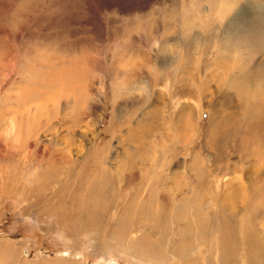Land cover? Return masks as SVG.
<instances>
[{"label": "rangeland", "instance_id": "374dc122", "mask_svg": "<svg viewBox=\"0 0 264 264\" xmlns=\"http://www.w3.org/2000/svg\"><path fill=\"white\" fill-rule=\"evenodd\" d=\"M225 59L237 63L236 88L217 78ZM263 65L264 0H0V247L14 251L1 247L0 264H155L120 250L110 223L72 226L86 188L100 166L109 180L123 164L114 190L98 180L100 205L114 195L107 218L131 198L140 214L150 191L166 211L206 183L225 193L258 165L244 137L264 143V116L251 130L225 113L240 107L235 89L264 90ZM243 70L250 80L235 77ZM252 101L264 107V96ZM250 112L248 122L262 113ZM140 145L161 164L134 166ZM172 227L166 260L193 261L195 247L168 255L182 243ZM144 237L156 238L147 227L126 235L137 251Z\"/></svg>", "mask_w": 264, "mask_h": 264}, {"label": "bare ground", "instance_id": "6f19581e", "mask_svg": "<svg viewBox=\"0 0 264 264\" xmlns=\"http://www.w3.org/2000/svg\"><path fill=\"white\" fill-rule=\"evenodd\" d=\"M213 22L214 21L211 20L210 23L209 22L207 23L206 26H209L207 27V29L211 28ZM186 35L188 36L184 40L188 49V47L190 46L189 44L190 39H188L189 34ZM262 63L263 62H261L260 64L262 65ZM221 65L223 71L220 72V74L218 75L217 77L218 80L221 82H229L228 85L229 84L230 85L228 88H233V86L236 88L237 87L236 85L239 80L227 79L228 74H234V69L237 68L236 61L225 59L221 63ZM255 75L264 77L263 68H261L260 72L256 71ZM235 77H243L246 78V80H250L252 75L249 76V74H247V72H244L243 70V72L240 73L238 72V74ZM263 88H264V84H263ZM235 90H237L236 97L238 99L236 100H239L240 107L235 112V114L228 115L227 114L228 112L225 114L229 118H232L234 116L236 117L237 114V118H235V121H239L236 119H239L241 117L247 128L250 127L251 130H255V128L261 123L259 122V119L262 118V116H264V107H260L258 106L259 104H254V103H251L252 104L251 105L250 102H253L252 100L256 101L257 98L261 100V97L263 98L264 96V90L262 92L255 93L254 91H249L246 87H243L242 95L240 93V90L238 89ZM256 108H259L260 111L262 112L261 116L259 113L254 112L256 116L258 115L257 118L253 119L254 121L251 120L248 122L247 121L248 118L246 120V115H249V112L255 110ZM243 129L245 130V128ZM250 136L251 134H249V132L246 133V136L244 137V141H245L244 146L248 145L247 148L248 149L250 148L248 151L255 154V156L257 157L256 160L258 161V165L255 167V169L253 170L249 169V171L247 172L240 170V172H242V175H245L246 180L244 179V177H240V176L236 177L235 179H233V181H230L231 183L229 182L226 184L228 190L226 189L225 193L214 192L215 188L220 185L219 184L220 182L217 183L219 184L217 186H215V184L212 185L211 183H206L204 185L203 191L201 192L195 191L194 193H192V195L186 198H182L179 202L174 203L173 200V202L170 205L167 204V207L170 209V211L164 210L162 203H160L162 208H158L157 205L159 203H156L157 200L154 199L156 193L151 194L150 191L149 194L147 195L148 197H145L144 199L139 198L140 203L138 207L140 209V214H135L132 212V208L135 205L131 203V199H132L131 198L129 202H126L128 204V207L120 208L121 212L119 213V216L117 218H113V217L107 218V212H105L108 210L107 200H110L112 202V198L114 195L109 196V198L106 201L104 200L106 206L104 205V203L100 205L99 203L101 202V200L98 191L100 190V188H101L100 192L102 191L106 193L107 191L105 190L106 188L104 189L105 191L102 190L103 188L101 187V182L98 180L99 179L104 180L105 178L106 182L108 181V183L109 180H111V182L109 183L110 186L108 188L114 190V188H117L116 185H118V182L120 180L119 179L120 175L118 174L119 176L118 177L119 180H118L117 178H115L116 175H114L113 171L117 170L119 173H121L120 168L123 164L122 165L120 164V168L115 167L113 169L111 173L112 174L111 178L109 180L107 179L106 169L103 166H100L97 176L95 177V179L91 181L89 187H87L85 190L84 202H81L82 203L81 207L85 211L84 212L85 215L81 218V220L80 217L77 218L75 220L77 224H74L72 226L80 227V228L84 226L95 227L97 226V223L98 224L110 223L111 227L112 226L118 227L117 236L120 239L118 241V246H121V248H119L120 250L125 251L127 254H130L136 258L138 257V259L141 258L143 260L153 262L155 264H170L169 260H166L165 258L166 257L165 248L168 247L167 244L169 243L168 241L171 239V235L173 234L177 235L176 230L175 233L173 230H172L173 232L170 230V227L175 228L172 226L177 224V226L180 225L182 227L180 233V235L182 236V243L180 246H178V249L176 248L174 251L172 250V254L168 253V255L172 257H182L185 256L188 253V251L193 252L194 250L192 249V247L197 248V251L194 252L196 253L197 256L193 257V261L190 262L183 261L181 264H264V220L262 219L260 224H256L255 222H253V218L259 212H262V214L264 212V177L262 176L258 177V174L260 173L259 171H261L264 168V143L257 140H253L255 136L254 137L252 136L253 138H251ZM255 146H260V147L254 148ZM145 148L142 145H140L136 149V151L132 150L133 153L135 154L134 157L139 156V158L137 157L138 159L149 158L150 161H145V160L138 161L137 159L136 162L135 161L132 162L131 161L132 159L131 160L129 159L132 162V164L136 167L142 165L145 167L150 165L155 167L159 166L161 163L154 162L155 160L152 161L151 155L149 154V151L151 153L153 152L152 151L153 149H145ZM150 148L153 147L150 145ZM247 148L245 150H247ZM130 161L127 160L124 163V165L126 166L130 164L129 163ZM83 166L85 165L83 164ZM80 170L84 171L82 169ZM239 180L241 181L239 182ZM222 185H225V183ZM220 187L221 186H219V188ZM225 188L223 187L221 189H225ZM134 192H136V190H134ZM82 197L83 195L81 196V199ZM135 197L133 198L135 199ZM256 200H261V203L256 202ZM83 204L85 207L83 206ZM241 212L247 214L250 217L242 219L240 217L243 216L241 215ZM89 218H90V222L88 223ZM135 227H147L149 234L152 237H156L154 240L153 238L144 237L142 239V240L145 239L142 245V248L144 250H142V248L140 247L141 251L140 250L137 251L136 249L138 248L130 245L131 244L130 239L128 240L126 238L127 233L130 230L135 229ZM80 228L76 230V233L81 232ZM126 243H128L127 245L129 246L122 247ZM140 243L142 244V241H140ZM9 246L12 247L13 244H2L1 247H7V251H5V253L6 252L14 253L13 248L9 249L8 248ZM219 255H220V260H219Z\"/></svg>", "mask_w": 264, "mask_h": 264}]
</instances>
